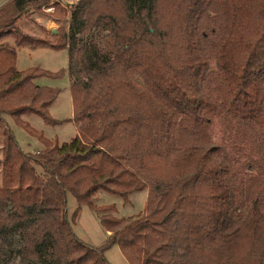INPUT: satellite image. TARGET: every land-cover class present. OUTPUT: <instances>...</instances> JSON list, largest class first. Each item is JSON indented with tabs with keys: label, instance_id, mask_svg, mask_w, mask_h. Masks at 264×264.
Segmentation results:
<instances>
[{
	"label": "trees",
	"instance_id": "obj_1",
	"mask_svg": "<svg viewBox=\"0 0 264 264\" xmlns=\"http://www.w3.org/2000/svg\"><path fill=\"white\" fill-rule=\"evenodd\" d=\"M48 2L0 5V264H109L114 244L129 264H264V0H77L42 13ZM29 13L61 24L28 33ZM20 47L67 50L70 141L22 120L58 123L59 90L34 81L63 71L17 70ZM3 115L43 148L23 151ZM220 118L227 144L212 137ZM143 190L135 216L95 204ZM82 205L109 232L99 247L72 231Z\"/></svg>",
	"mask_w": 264,
	"mask_h": 264
},
{
	"label": "rangeland",
	"instance_id": "obj_2",
	"mask_svg": "<svg viewBox=\"0 0 264 264\" xmlns=\"http://www.w3.org/2000/svg\"><path fill=\"white\" fill-rule=\"evenodd\" d=\"M6 0H3L1 5ZM77 0H49L40 11L46 14H52L54 11V3H58L68 14L71 7ZM51 8V9H50ZM67 16V15H66ZM61 24V23H60ZM54 18H43L37 13H29L27 18L22 20V28L31 34L40 35L51 38V32L56 31L60 25ZM68 62V52L66 49H52L48 47H20L16 55V69L26 70L32 67H39L50 72L63 71L60 78L40 77L35 79V83L39 86H47L57 88L58 94L48 108L49 115L58 121L57 124L51 125L35 114L23 115L21 118L27 122L32 128L41 132L43 136L51 141L57 140L58 143L68 142L78 133V127L73 117L72 99L69 90V80L65 72ZM3 118L9 124L13 131L17 143L25 152H36L43 148L42 142L27 133L23 128L16 125L14 121L7 115ZM225 126L222 118L216 119L212 128V137L215 141L229 143L225 140ZM0 156H1V131H0ZM146 201V191L132 193L129 196V202L104 192L96 194L95 204L110 205L114 204L116 210L114 215L117 217H129L138 215L144 210ZM78 204L74 196L70 193L66 195V211L67 218L70 220L72 213ZM72 231L75 236L82 242L92 247H99L108 239V233L101 225L98 216L87 205H82L79 216L75 223H71ZM109 264H129L123 256L117 244L112 245L104 252Z\"/></svg>",
	"mask_w": 264,
	"mask_h": 264
},
{
	"label": "crops",
	"instance_id": "obj_3",
	"mask_svg": "<svg viewBox=\"0 0 264 264\" xmlns=\"http://www.w3.org/2000/svg\"><path fill=\"white\" fill-rule=\"evenodd\" d=\"M2 2H3V1H2ZM2 2H0V5H1ZM108 233H109V232H108Z\"/></svg>",
	"mask_w": 264,
	"mask_h": 264
},
{
	"label": "built area",
	"instance_id": "obj_4",
	"mask_svg": "<svg viewBox=\"0 0 264 264\" xmlns=\"http://www.w3.org/2000/svg\"><path fill=\"white\" fill-rule=\"evenodd\" d=\"M51 9V8H50Z\"/></svg>",
	"mask_w": 264,
	"mask_h": 264
}]
</instances>
